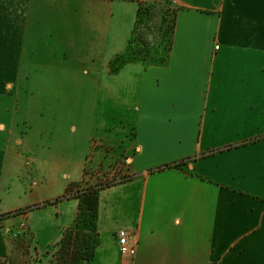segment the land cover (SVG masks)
Masks as SVG:
<instances>
[{
  "label": "crops",
  "instance_id": "1",
  "mask_svg": "<svg viewBox=\"0 0 264 264\" xmlns=\"http://www.w3.org/2000/svg\"><path fill=\"white\" fill-rule=\"evenodd\" d=\"M169 1L166 62L114 71L137 0H0V215L19 211L30 264L74 225L69 185L97 158L126 179L98 190L83 264H264V0ZM5 231L10 264L24 236Z\"/></svg>",
  "mask_w": 264,
  "mask_h": 264
},
{
  "label": "rangeland",
  "instance_id": "2",
  "mask_svg": "<svg viewBox=\"0 0 264 264\" xmlns=\"http://www.w3.org/2000/svg\"><path fill=\"white\" fill-rule=\"evenodd\" d=\"M136 6L137 9L139 6L142 8V14L139 18L136 17L133 37L128 45L126 54L112 61L110 65V68L114 71L126 61L134 59L147 64H161L159 61H162L167 53V43L176 13V6L169 0H137ZM76 99L78 100V98ZM104 108H111V106L105 107L104 105ZM86 166L81 169V178L83 179L70 183L68 190L71 192L69 197H77L80 202L88 200L90 206L93 204V194L97 193L101 187L109 186L126 179V176L119 177L120 165L116 160L104 161L97 158L95 162ZM18 212L0 215V225L5 228V232L11 237L12 241L21 238L22 235L24 236L22 243L19 242L20 248L22 247V249H19V252L21 251L22 254L19 258L12 255L10 264H30L32 260L28 256L26 249L32 244V237L24 225L15 226L13 217ZM87 216L90 219L91 214ZM64 234H68L67 236L70 237L68 239L70 243H67L65 251L69 250L68 252L70 253V250H73V252L78 254L89 253L91 251L93 244L91 232L80 233L77 229H73V235L70 236L69 229H67L64 231ZM62 238L63 234L56 247L49 251V258L46 264L61 263L60 254H63L60 250V243ZM84 241L87 242V245L84 244ZM34 260L36 259L33 258ZM68 263L70 264V262ZM0 264L5 263L0 262Z\"/></svg>",
  "mask_w": 264,
  "mask_h": 264
},
{
  "label": "trees",
  "instance_id": "3",
  "mask_svg": "<svg viewBox=\"0 0 264 264\" xmlns=\"http://www.w3.org/2000/svg\"><path fill=\"white\" fill-rule=\"evenodd\" d=\"M142 14V8L139 6L137 9V14L136 17L139 18ZM176 15V13H175ZM175 15H174V20L170 29V36L168 39V43H167V53L164 56L162 61H159L161 64L165 63L169 54V50L172 44V36H173V27H174V22H175ZM173 167L175 168H180V164H175ZM93 204L90 206L88 202V200H84L81 201L79 204V213L78 216L75 220V223L72 227L69 228V232H70V236L73 235V229H77V231H79L80 233L82 232H91L93 235V244H92V248L91 251L89 253L84 252V254H78L76 252H73V250H70V253L68 251H65V247L67 245V243H70V237L67 236L68 234H63V238L62 241L60 243V250L62 251L61 253L63 255L60 254V264H69L68 262H70V264H83L86 262H89L93 259L94 256V249L97 245V237L95 234V227H96V218H97V193L93 194ZM91 214L90 219H88L87 215ZM84 244L87 245V242L84 241ZM85 250H87L85 248Z\"/></svg>",
  "mask_w": 264,
  "mask_h": 264
},
{
  "label": "built area",
  "instance_id": "4",
  "mask_svg": "<svg viewBox=\"0 0 264 264\" xmlns=\"http://www.w3.org/2000/svg\"><path fill=\"white\" fill-rule=\"evenodd\" d=\"M116 241L122 259L131 262L136 255V245L132 234L127 230H119L116 234Z\"/></svg>",
  "mask_w": 264,
  "mask_h": 264
}]
</instances>
